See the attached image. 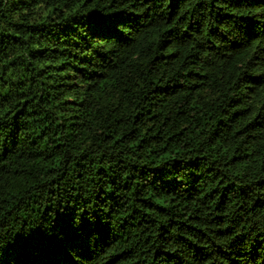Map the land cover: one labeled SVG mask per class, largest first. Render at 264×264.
I'll return each mask as SVG.
<instances>
[{"label": "trees", "instance_id": "trees-1", "mask_svg": "<svg viewBox=\"0 0 264 264\" xmlns=\"http://www.w3.org/2000/svg\"><path fill=\"white\" fill-rule=\"evenodd\" d=\"M0 264H264V0H0Z\"/></svg>", "mask_w": 264, "mask_h": 264}]
</instances>
